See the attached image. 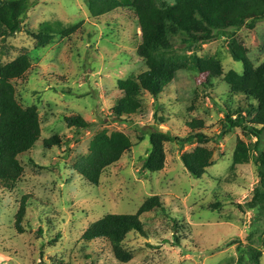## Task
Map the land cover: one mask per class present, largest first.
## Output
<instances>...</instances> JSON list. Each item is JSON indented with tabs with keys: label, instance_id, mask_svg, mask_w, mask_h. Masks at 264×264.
<instances>
[{
	"label": "rangeland",
	"instance_id": "obj_1",
	"mask_svg": "<svg viewBox=\"0 0 264 264\" xmlns=\"http://www.w3.org/2000/svg\"><path fill=\"white\" fill-rule=\"evenodd\" d=\"M30 1L33 5L20 30L0 42V57L7 63L29 56L31 70L15 83L17 98L24 107H37L42 133L33 149L19 157L24 167L21 181L11 191L0 187V264H252V247L262 252L264 264V215L248 207L259 182L257 140L242 128L216 140L226 124L224 109L241 110L250 118L245 98L230 96L220 79H207L214 60H220L224 74L243 73L242 63L230 55L229 37L197 47L173 37L178 54L186 58L185 67L158 99L144 94L143 115L119 123L112 118L121 98L117 83L144 70L137 55L141 31L134 14L118 10L95 19L86 0ZM57 21L80 28L71 37L56 36L45 47H37L31 34ZM228 33L255 67L264 63V21L254 30ZM193 55L205 71L192 70ZM75 115L92 122V127L69 128L65 118ZM194 119L202 120L203 133L215 138L206 146L214 156L203 178L192 177L181 161L196 143L185 147L166 143L164 169L146 170L148 133L158 128L184 138L189 133L186 123ZM103 131L125 133L133 147L93 186L74 164L88 155L93 137ZM54 134L63 137V144L46 150L43 141ZM239 139L248 146L250 158L233 170ZM25 195L27 213L19 232L15 216ZM154 196L160 197L165 213L155 209L141 217L147 236L136 232L127 236L123 245L130 261H118L105 241L83 240L92 223L107 214L135 215ZM235 238L241 245L228 247Z\"/></svg>",
	"mask_w": 264,
	"mask_h": 264
},
{
	"label": "trees",
	"instance_id": "obj_2",
	"mask_svg": "<svg viewBox=\"0 0 264 264\" xmlns=\"http://www.w3.org/2000/svg\"><path fill=\"white\" fill-rule=\"evenodd\" d=\"M86 0L91 17L101 19L118 10H128L134 14L141 31V42L137 55L144 63V70L119 80L118 90L121 98L113 108V120L119 123H131L135 116L143 115L145 93L158 99L175 81L176 75L183 70L185 57L177 52L173 37L182 38L188 46H202L229 37V52L235 62L243 65V73L229 71L224 74L220 60H214L207 71V79H220L227 87L230 96L243 97L248 102L249 119L241 110H226V124L217 136L220 142L234 128H242L250 137L256 138L254 150L255 164L258 168L259 182L253 190L248 207L264 215V63L255 67L242 47L229 30L246 28L254 30L258 23L264 21V0ZM33 3L30 0H0V42L15 35ZM80 25L67 27L61 22L41 25L38 32L31 34L36 45L43 48L56 36L71 37ZM194 72H203V63L198 56L190 58ZM32 63L28 55L23 54L11 62H3L0 57V187L11 191L21 181L24 167L19 157L30 152L41 139V120L35 105L24 107L17 98L15 83L24 80L31 70ZM236 117L233 119V117ZM156 117V116H155ZM69 128L89 130L92 122L81 116L66 117ZM189 133L180 138L158 128L150 131L151 148L144 160V168L151 173H158L165 166L166 143L180 147L196 143L197 147L190 153L183 154L181 161L187 172L196 179H201L212 165L214 152L206 147L215 138L203 133L205 123L191 120L186 123ZM63 137L54 134L43 141L46 150L61 147ZM133 143L129 136L120 131L112 133L103 131L96 134L89 148L88 155L75 164V171L90 185L98 186L103 173L118 163L129 152ZM250 151L246 143L239 139L233 155V166L249 163ZM29 197L23 196L15 216V227L22 232V222L27 213ZM219 206V205H218ZM155 209H165L159 196L147 200L135 215L107 214L92 223L83 234L86 242L105 241L114 257L126 263L131 255L124 249L127 236L136 232L147 236L141 217ZM177 243L179 237H176ZM241 245L238 238L226 245ZM252 264H261L262 252L250 248Z\"/></svg>",
	"mask_w": 264,
	"mask_h": 264
}]
</instances>
